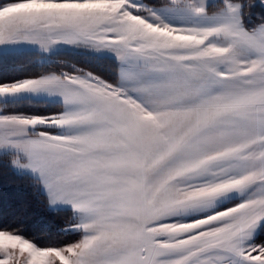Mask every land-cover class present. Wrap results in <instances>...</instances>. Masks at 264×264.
Segmentation results:
<instances>
[{
  "label": "snow or ice",
  "instance_id": "obj_1",
  "mask_svg": "<svg viewBox=\"0 0 264 264\" xmlns=\"http://www.w3.org/2000/svg\"><path fill=\"white\" fill-rule=\"evenodd\" d=\"M5 54L0 152L75 239L0 222V264H264V0H0Z\"/></svg>",
  "mask_w": 264,
  "mask_h": 264
},
{
  "label": "trees",
  "instance_id": "obj_2",
  "mask_svg": "<svg viewBox=\"0 0 264 264\" xmlns=\"http://www.w3.org/2000/svg\"><path fill=\"white\" fill-rule=\"evenodd\" d=\"M255 19V16L253 17ZM78 63H86L79 56ZM16 57L9 58L5 54L3 64H0V75L13 74ZM88 67L97 71H104L95 63ZM11 155H0V222L18 224L24 234L34 238L38 244L65 243L74 236L61 232L66 222L73 219L70 209L51 210L45 195L38 189L37 183L27 175H20L11 168Z\"/></svg>",
  "mask_w": 264,
  "mask_h": 264
},
{
  "label": "rangeland",
  "instance_id": "obj_3",
  "mask_svg": "<svg viewBox=\"0 0 264 264\" xmlns=\"http://www.w3.org/2000/svg\"><path fill=\"white\" fill-rule=\"evenodd\" d=\"M9 152H0V155L1 154H7ZM11 155V153H9ZM11 165V168L14 172H16L17 174H20V175H27L29 177H31L35 182L38 180V176L35 175L34 173L31 172V170H28V169H18L16 168L15 166H13L12 164ZM37 186H38V189L40 190L41 193H43L45 195V198L47 200V193L44 189V187L40 184L37 183ZM49 209L51 210H56V209H71V207L69 205H63V204H57V205H54V206H50L48 205Z\"/></svg>",
  "mask_w": 264,
  "mask_h": 264
}]
</instances>
